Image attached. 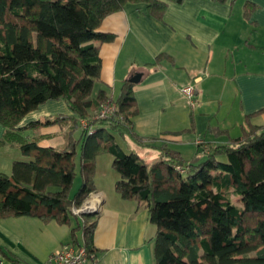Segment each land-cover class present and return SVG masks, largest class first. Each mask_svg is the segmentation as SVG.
Masks as SVG:
<instances>
[{"label":"trees","instance_id":"16d2710c","mask_svg":"<svg viewBox=\"0 0 264 264\" xmlns=\"http://www.w3.org/2000/svg\"><path fill=\"white\" fill-rule=\"evenodd\" d=\"M127 2L146 3L157 18L167 4L162 0H0L4 127L0 144L16 143L29 158L13 161L10 175L0 171V219L25 215L70 224L72 208L80 207L95 190L96 155L108 152L118 173L115 190L123 199L144 202L156 227L154 264H264V125L251 124L247 117V127L239 136L209 146L202 159L197 154L184 159L178 151L158 145L159 157L147 164L116 140L127 135L139 145L146 144L131 129L135 82L125 79L114 99L104 89L96 97L91 95L100 74V44L113 38L98 28L105 16ZM58 98L66 102L70 114L19 126L39 104ZM108 100L115 103V113L94 117ZM82 119L92 127L91 133L80 125ZM52 124L68 125L63 148L41 145L23 133L24 128ZM76 130L79 136L74 138ZM77 176L80 185L71 193ZM76 228L70 229L71 245L84 246L90 255V245H79L74 237ZM92 228L93 222L84 219L88 241Z\"/></svg>","mask_w":264,"mask_h":264},{"label":"crops","instance_id":"0c3cea01","mask_svg":"<svg viewBox=\"0 0 264 264\" xmlns=\"http://www.w3.org/2000/svg\"><path fill=\"white\" fill-rule=\"evenodd\" d=\"M162 1L167 4L160 18L152 16L144 2H127L104 17L98 29L113 38L100 44V74L91 95L104 89L114 99L122 82L138 75L130 122L146 144L127 135L116 140L150 148L158 157L157 146L164 144L184 159L196 154L202 159L209 146L239 136L247 117L251 124L264 125V0ZM246 3L251 5L248 16ZM187 83L195 86L192 104L181 91ZM70 113L62 98L47 100L28 112L19 126ZM36 127L43 131L26 134L29 139L65 146L68 125ZM3 132L0 122V140ZM73 136L77 138L79 131ZM100 154L105 153L95 157V190L86 198L97 212H75L70 224L25 215L1 218L0 264H51L50 254L71 244L73 226L78 244L92 249L84 264H154L156 227L145 203L119 195L112 163L106 172L97 166ZM22 156L16 143L0 144V171L10 175L13 161L26 160ZM84 219L93 222L89 241Z\"/></svg>","mask_w":264,"mask_h":264},{"label":"built area","instance_id":"2783aa9c","mask_svg":"<svg viewBox=\"0 0 264 264\" xmlns=\"http://www.w3.org/2000/svg\"><path fill=\"white\" fill-rule=\"evenodd\" d=\"M181 91L184 93V95L188 98L190 103L192 104L194 102V93H195V86L192 83H187L186 85H183L181 87ZM116 105L113 101H104L97 113L94 115V117L97 118H104L111 116L115 113ZM119 118H122L121 115L118 116ZM80 125L88 129L89 132H92V127L88 126V121L85 119L80 120ZM196 143L203 145V141L201 139H197ZM79 208L73 207L72 212H78ZM89 258V255L87 253V250L84 246H73L71 244H66L62 246L61 248L53 251L48 261L51 264H84L87 262Z\"/></svg>","mask_w":264,"mask_h":264},{"label":"rangeland","instance_id":"374dc122","mask_svg":"<svg viewBox=\"0 0 264 264\" xmlns=\"http://www.w3.org/2000/svg\"><path fill=\"white\" fill-rule=\"evenodd\" d=\"M97 111H96V113H97ZM41 131H43V128H41V129L37 128V127H35V128H27L25 130L24 134H30V135L34 136V135L38 134ZM117 142L124 149V151H126V152H130V151L136 152L140 156V158L147 164H151L152 162H154L158 158V154H156L152 149L147 148L145 146H139V145H135V144H130V146H125L123 141L121 143L119 140H117ZM78 148H79V146H78ZM57 149H60V147H57ZM102 153H105V154H100L101 156H98V158L96 160L97 164H98L97 166L101 168L102 172H106L109 169H111L110 166H111V163H112V156L108 152H102ZM22 159L28 160L29 158L24 156ZM110 171L112 173H114V175H116L117 178H118V173L115 170H110ZM104 175L106 176V173ZM79 185H80V179L77 178L76 182L72 186L71 193L75 192V190L78 189ZM232 199H233V201L235 203H237V204L240 203L237 196L232 195Z\"/></svg>","mask_w":264,"mask_h":264},{"label":"water","instance_id":"95a60500","mask_svg":"<svg viewBox=\"0 0 264 264\" xmlns=\"http://www.w3.org/2000/svg\"><path fill=\"white\" fill-rule=\"evenodd\" d=\"M138 75H136V77H130L129 80L130 81H133V82H137L138 78H137ZM88 200V199H87ZM84 201L81 206L79 207V210L78 212L80 214H89V213H96L97 212V209L95 208H86L87 207V202L88 201Z\"/></svg>","mask_w":264,"mask_h":264},{"label":"bare ground","instance_id":"6f19581e","mask_svg":"<svg viewBox=\"0 0 264 264\" xmlns=\"http://www.w3.org/2000/svg\"><path fill=\"white\" fill-rule=\"evenodd\" d=\"M95 204V203H94ZM86 208H92L91 204L88 203Z\"/></svg>","mask_w":264,"mask_h":264}]
</instances>
